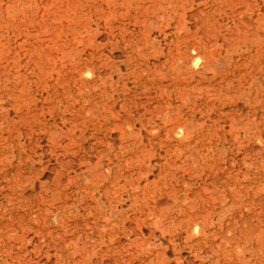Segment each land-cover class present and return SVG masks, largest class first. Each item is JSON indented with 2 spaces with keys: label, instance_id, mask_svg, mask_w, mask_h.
<instances>
[{
  "label": "rangeland",
  "instance_id": "rangeland-1",
  "mask_svg": "<svg viewBox=\"0 0 264 264\" xmlns=\"http://www.w3.org/2000/svg\"><path fill=\"white\" fill-rule=\"evenodd\" d=\"M85 96L122 103L121 120L101 110L77 145L75 134L54 144L49 132ZM108 141L103 161L128 190L214 183L237 204L224 221L228 233L237 220V249L221 262L264 264V0H0V231L59 201L61 230L75 231V170Z\"/></svg>",
  "mask_w": 264,
  "mask_h": 264
},
{
  "label": "bare ground",
  "instance_id": "bare-ground-1",
  "mask_svg": "<svg viewBox=\"0 0 264 264\" xmlns=\"http://www.w3.org/2000/svg\"><path fill=\"white\" fill-rule=\"evenodd\" d=\"M201 58V52L190 56L191 64L197 65ZM216 62L221 65L222 60L217 58ZM204 66L209 68L210 63ZM121 104L116 101L109 108L107 103L85 96L79 109H75V116L62 113L61 126L56 125L49 132V140L59 145L64 136L75 134L77 145V135L87 137L83 128L87 118L108 109L121 120L125 110ZM119 120L115 124L118 128ZM191 127L190 123H184L179 129L189 131ZM39 146L43 152V146ZM114 147L108 141L106 149L98 150L94 159L91 156L80 159L75 180L82 181L85 188L75 193V231L61 230L64 220L61 201L37 210L24 207L0 231V264H226L221 260L230 259L237 249V220L229 231L233 235L224 231V221L234 216L236 202L218 192L214 183L203 193L173 190L167 196H156L152 191L149 198L141 194V189L156 185V180L147 178L144 186L138 180L128 190L118 163L110 165L103 161ZM117 148H122V144ZM190 163L195 176L193 158ZM141 203L147 208L144 217L136 215L143 210ZM166 234L170 237L166 238ZM181 241L187 252L180 249Z\"/></svg>",
  "mask_w": 264,
  "mask_h": 264
}]
</instances>
